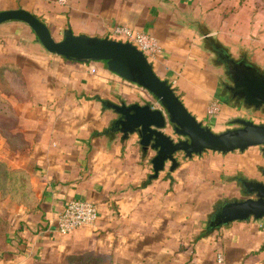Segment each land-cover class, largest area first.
I'll use <instances>...</instances> for the list:
<instances>
[{"label": "crops", "instance_id": "0c3cea01", "mask_svg": "<svg viewBox=\"0 0 264 264\" xmlns=\"http://www.w3.org/2000/svg\"><path fill=\"white\" fill-rule=\"evenodd\" d=\"M262 3L0 0V11L29 12L55 41L68 30L104 39L115 26L149 35L161 49L149 61L154 73L203 127L220 134L228 130L216 132L215 125L232 118L240 128L238 121L247 120L237 114L260 111L247 101L241 80L264 77ZM1 71L10 85L0 88V161L27 175L33 194L29 206H9L16 221L4 249L8 262L27 264L46 254L62 237L58 216L69 201L80 199L96 205L98 219L72 237L86 236L89 251L106 264H264V221L218 226L215 220L224 203L249 196L243 183L261 181L264 168L247 162L249 177L237 172L229 178L237 198L213 206L202 202L191 210L184 190L174 200L166 198L169 181H161V174L169 180L179 164L170 171L167 163L152 178L154 153L145 154L135 135L120 131L116 108L149 104L163 111L144 88L105 61L79 63L47 53L30 27L17 21L0 25ZM212 99L221 108L215 118L207 112ZM171 128L167 122L162 131L173 137Z\"/></svg>", "mask_w": 264, "mask_h": 264}, {"label": "water", "instance_id": "95a60500", "mask_svg": "<svg viewBox=\"0 0 264 264\" xmlns=\"http://www.w3.org/2000/svg\"><path fill=\"white\" fill-rule=\"evenodd\" d=\"M23 22L35 34L44 50L52 55L79 63L107 62L108 68L120 76L137 83L148 91L163 109H154L149 104L116 108L122 115L119 123L125 137L135 135L141 150L153 152L151 160L153 176L157 178L167 163L170 171L177 168L176 155L186 158L205 152L230 154L245 152L254 147H264V126L249 121L236 130L215 134L203 127L184 107L167 82L154 73L146 57L129 43L107 38L94 39L75 36L70 30L62 41H55L48 27L34 15L23 9L0 11V25L6 22ZM246 99L256 108L264 106V77L250 76L241 80ZM169 122L172 135L163 133ZM245 193L255 198L224 203L215 213L217 225L234 221H264V184L244 182Z\"/></svg>", "mask_w": 264, "mask_h": 264}, {"label": "rangeland", "instance_id": "374dc122", "mask_svg": "<svg viewBox=\"0 0 264 264\" xmlns=\"http://www.w3.org/2000/svg\"><path fill=\"white\" fill-rule=\"evenodd\" d=\"M241 1L247 2V0ZM262 2V9L264 10V0ZM217 71L223 76L222 69ZM3 72L0 73V88L10 85V83H5ZM215 103H217L216 99H212L207 107V112L210 106ZM220 109L218 108L216 114L209 116L213 118L220 116ZM237 115L235 117L244 118L256 125L264 126V109L255 113H239ZM231 121L232 118L215 125V131L236 130L238 126ZM176 160L179 167L171 174L169 180H167V174H161V181H169V189L165 194L166 198L174 200L179 197L180 190H184L185 194L182 193V196H186L190 207H192L190 209L194 210L193 206L202 202L210 203L213 206L216 203L223 204V201H231L237 198L239 195L232 190L235 187L229 183V178L237 172L243 177H249L250 172H247V162H252L258 168H264V147H254L245 152H235L226 156L205 152L201 155L186 158L184 154L179 153L176 155ZM259 179L264 180L260 175ZM19 180L22 181L23 179L19 178ZM161 194L158 191L156 199H159ZM10 204L22 206L9 196H3L0 193V264H11L4 259V249L9 241V235L13 231V223L16 221L14 219L15 212L9 207ZM85 237L81 235L75 240L72 234L62 236L47 248L46 254L37 259H32L27 264H106L105 258L94 255L89 251L91 246Z\"/></svg>", "mask_w": 264, "mask_h": 264}, {"label": "built area", "instance_id": "2783aa9c", "mask_svg": "<svg viewBox=\"0 0 264 264\" xmlns=\"http://www.w3.org/2000/svg\"><path fill=\"white\" fill-rule=\"evenodd\" d=\"M67 0H57L60 5H65ZM107 39L129 43L140 51L148 61L156 59L161 49L155 39L149 35L132 30L124 26H115L107 34ZM92 72H94L92 70ZM218 111L217 103L210 106L209 115H214ZM98 219V210L96 205L80 199L69 201L57 218L56 229L60 236H67L74 231L89 228L95 225ZM218 263H222L223 259L219 255Z\"/></svg>", "mask_w": 264, "mask_h": 264}, {"label": "trees", "instance_id": "16d2710c", "mask_svg": "<svg viewBox=\"0 0 264 264\" xmlns=\"http://www.w3.org/2000/svg\"><path fill=\"white\" fill-rule=\"evenodd\" d=\"M23 179L22 181L19 180ZM0 193L9 196L22 206H29L33 194L27 176L18 171H11L0 162Z\"/></svg>", "mask_w": 264, "mask_h": 264}, {"label": "flooded vegetation", "instance_id": "af4514ba", "mask_svg": "<svg viewBox=\"0 0 264 264\" xmlns=\"http://www.w3.org/2000/svg\"><path fill=\"white\" fill-rule=\"evenodd\" d=\"M263 109H264V106L260 107V111H263ZM261 176H262L263 179H264V169L261 170ZM242 181H243L242 179H238V178H236V182L240 183L241 188H243V187H242ZM256 182H259V183L264 184V180L256 181ZM241 191L243 192V189H242ZM242 195H243V194H242ZM242 195H241V196H242ZM248 198H255V196H246V195H243L242 198H241V200H246V199H248Z\"/></svg>", "mask_w": 264, "mask_h": 264}]
</instances>
